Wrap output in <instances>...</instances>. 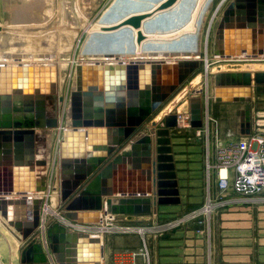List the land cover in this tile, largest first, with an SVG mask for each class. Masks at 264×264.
Returning <instances> with one entry per match:
<instances>
[{
    "label": "water",
    "instance_id": "95a60500",
    "mask_svg": "<svg viewBox=\"0 0 264 264\" xmlns=\"http://www.w3.org/2000/svg\"><path fill=\"white\" fill-rule=\"evenodd\" d=\"M211 51L213 57L264 55V0H232L218 21ZM202 63L76 65L71 127L60 139V202L66 220L92 225L103 222V211L150 215L156 205L181 203L171 139L180 116L172 113L157 126L155 140L148 133L137 135ZM213 78L215 101L242 103L236 112L240 134H250L252 94L264 93V71H220ZM61 101L54 64H0V215L6 223L0 222L24 245L20 264H103V240L90 232L70 230L62 220L50 223L49 255L36 235L46 202L32 194L49 190V148L43 134L61 128ZM207 104V97L205 102L190 98V127L204 126ZM137 174L140 188L132 183ZM127 177L130 185L125 186Z\"/></svg>",
    "mask_w": 264,
    "mask_h": 264
},
{
    "label": "rangeland",
    "instance_id": "374dc122",
    "mask_svg": "<svg viewBox=\"0 0 264 264\" xmlns=\"http://www.w3.org/2000/svg\"><path fill=\"white\" fill-rule=\"evenodd\" d=\"M114 1L57 0L55 5L57 6V8L55 7L57 9V58L55 60L60 70L58 93L61 91L59 86L60 82L62 83L61 80H65L61 105L62 118L60 117L62 128L67 125L65 105L68 103L70 107L72 85L76 77V65L85 63L88 60L87 55L93 54L95 32L103 30L105 11L111 8ZM231 1H190L189 13L186 15L190 18V27L185 30L186 33L181 32L178 37L188 35L189 32L192 34L197 30L194 27L195 10L200 11L197 17H201L203 11L207 10L202 20H200L199 41L202 53L200 60L203 63L178 87L161 109L185 88H190L191 82L199 74H205L207 64L211 66L219 64L214 61L215 57L212 56V39L223 11ZM58 4L63 8V13L59 10ZM135 4L136 9L139 8L140 10L138 11L141 13L140 15L148 14L147 9L150 7V2L140 1L139 3L135 2ZM138 17L139 15H136V23H140ZM147 41L146 47L143 46L146 49L160 47V41L156 44L154 42L150 44L149 40ZM88 42L92 45L90 49L85 46ZM135 42H137V49H144L137 40ZM89 44L88 46H90ZM83 45L86 48L82 47ZM168 45L170 46L171 43ZM83 49L85 52L82 51ZM86 49L89 51H86ZM206 52H208L207 63L205 61ZM179 59L178 56L168 55L164 56L163 60L179 61ZM219 62H223V64L247 63L245 59H223ZM208 78L207 81L203 78L199 82L202 88L201 93L193 94L189 90L185 96L188 101L187 111L178 113L174 109L172 112L181 116L179 120L185 119L190 114V98L198 95L205 102L206 91L209 92L207 122L203 132L199 134L194 128L181 124V122L171 129L181 203L169 206L156 205L150 215H116L114 218L103 220V222L95 225L77 227L75 223L68 220L71 224L76 225V227H72V225L66 223L68 228L73 231L89 232L105 227L103 232L100 230L105 249L103 264H264V203L220 207L210 217L198 213V210L205 203L207 192L205 171L207 138L210 147L213 148L216 135L219 140L226 142L237 139L240 134V119L236 113V102L223 103L215 101L213 75L210 74ZM251 106L255 128L264 132V93H254ZM203 114L205 115L204 111ZM164 122L162 121L158 126L161 127ZM52 133L54 134V140L51 141L52 158L50 167L52 169L48 171L51 184L54 181L56 171L53 167L58 163V154L60 162L61 138L60 130L54 129ZM50 193V191H47L44 194L45 202L48 205L51 203ZM56 201V213L65 218L63 216L65 206L60 202V194L59 199ZM46 217L49 224L61 220L60 217L55 215H47ZM36 235L39 237L40 232L37 231ZM23 246V243L15 240L0 222V260L2 264H20V252Z\"/></svg>",
    "mask_w": 264,
    "mask_h": 264
},
{
    "label": "bare ground",
    "instance_id": "6f19581e",
    "mask_svg": "<svg viewBox=\"0 0 264 264\" xmlns=\"http://www.w3.org/2000/svg\"><path fill=\"white\" fill-rule=\"evenodd\" d=\"M140 1H147L151 3L149 9H147L148 14L140 15L141 13L138 12L140 11L139 8L136 9L137 6L135 2L139 3ZM190 1L191 0H115L111 8L105 11L103 30L99 32H95L93 54L91 53L87 55L88 60H86L85 63L88 64V63L103 62V63L115 64L121 62L127 63L129 61H138V62L162 61L164 59V56H168V55L178 56L180 57L179 60H188V59L200 60L202 55L200 50V41H199L200 20H202L207 10L203 11L201 17L199 16L197 17L200 11L195 10L194 27L197 28V30L194 31L192 34L189 32L188 35H185L181 38L178 37V35H180L181 32L186 33L187 31L185 30L186 29L188 30V28L190 27V23H189L190 18L186 16L189 13L188 7L190 5ZM56 4H57V0H2V1L0 0V25L2 27V30L0 31V64L14 66V65H22V64L46 65L48 63H52L56 66L57 69V76H58L57 88H58V80H59L58 78H59L60 70L55 60L57 58V54H56L57 6H55ZM58 8L62 13L64 12L61 5L58 4ZM151 13L153 14L151 15ZM136 15H139L138 17V20H140L139 26H134L133 24L136 23ZM71 23L73 24L74 22ZM98 26L100 28L101 23ZM141 35L143 36V39H140ZM135 40H137L139 45H141L142 47L144 45L146 47V44L148 43L147 40H149L150 44L152 42L156 44L158 41H160V47L153 49L151 48L146 49L145 47H143L144 49H137L136 47L137 42H135ZM169 43H171L170 46L168 45ZM88 44L87 45L85 44V46L87 48L89 47L90 49L92 45L89 44L90 46H88ZM82 47H84V45ZM87 50L88 49H86V51ZM82 51H84V49ZM207 54L208 52H206V56ZM223 59H230V60L245 59L247 63H243V64H223V62L220 63L219 61ZM214 61L219 64L214 66L207 64L205 69V74L203 75L199 74L191 82L190 88H185L183 91L177 94L171 101H169L162 109L160 108L161 109L160 112L156 116H154L155 115L154 114L151 117V119L147 122L150 123L149 129H147V131H144L143 133L144 130L143 128L142 131L137 135V137L148 133L153 137V140H155L156 127L160 125L162 121L168 120V118L172 115L174 109H176L178 113H183L187 111L188 101L185 98V96L187 95L189 90H191L193 94L201 93L202 88L200 87L199 82L203 78L207 81V78L210 74L214 75L215 73L220 71H249L251 73H255L257 71H264V55H259V56L236 55L231 57L218 56L215 57ZM61 81L62 83L60 82L59 85L61 90V91L59 90L60 93H58L59 97L64 96L63 88H64L65 80L63 79ZM72 86L73 89L76 88V77L73 81ZM215 90L216 87L214 88V93H213L214 96H215ZM206 95L209 103V92L206 91ZM181 101L182 103H180ZM62 102L63 101L59 103L60 115H61ZM65 112L67 113V125L66 127L63 128L61 125V128L58 129L60 130V135L62 134V131L65 128L71 127L70 107L68 103L65 105ZM180 122L181 124L184 125L188 124V122L184 118L178 121V123ZM53 130L54 129H49L45 134H43L44 138L47 140L48 148H49L48 171L52 169V167H50L51 166L50 164L52 158L51 141L54 140L53 139L54 134L52 133ZM53 169L56 171L54 176V181L52 180L53 186H51L52 184L50 180L48 182L49 183L48 192L49 191L51 192L50 193L51 203L50 205L47 204L46 207L44 208V216L46 217L47 215H53V216L55 215L60 217V219L64 223H69L70 225H72V227H76V225L77 227H82V225L71 224L70 223L71 221L69 222L68 220H65V218H63L61 215L56 213V209H55V206L57 205L56 200L59 199V194H60L59 154H58V163L56 164V166L53 167ZM44 194L45 193L41 192V193H33L32 195L44 197ZM7 197H18V195L10 194ZM101 216H102V220L114 218V215L107 214L104 211L101 212ZM1 219L3 223H6V221L0 215V220ZM5 229L8 233H10V231L7 230V228ZM9 229L11 228L9 227ZM104 229L105 227H100V230L102 232L104 231ZM11 230L15 231L13 228ZM100 230L97 231L90 230L91 231L90 233L92 235L99 236L102 238V233ZM11 236H13V234H11ZM13 237L15 238V240H17L15 236ZM0 264H2L1 260H0Z\"/></svg>",
    "mask_w": 264,
    "mask_h": 264
},
{
    "label": "built area",
    "instance_id": "2783aa9c",
    "mask_svg": "<svg viewBox=\"0 0 264 264\" xmlns=\"http://www.w3.org/2000/svg\"><path fill=\"white\" fill-rule=\"evenodd\" d=\"M208 104L204 107V126L207 122ZM185 119L188 122L186 126H190V114ZM204 126L195 129L197 133L203 132ZM213 145L211 148L207 138V192L205 203L198 213L210 217L220 207L264 203V132L256 129L252 123L250 134H239L237 139L226 142L219 140L216 135ZM46 205L47 203L44 208ZM46 220L43 210L38 232L39 240L48 253L46 229L49 223Z\"/></svg>",
    "mask_w": 264,
    "mask_h": 264
},
{
    "label": "crops",
    "instance_id": "0c3cea01",
    "mask_svg": "<svg viewBox=\"0 0 264 264\" xmlns=\"http://www.w3.org/2000/svg\"><path fill=\"white\" fill-rule=\"evenodd\" d=\"M56 43H57V41H56ZM56 50H57V44H56ZM225 103H230V102H225ZM235 104H237L236 111L243 107L242 103H235ZM149 125H150V123H146V126L144 127L143 133H144V131H147V129H149ZM132 183L134 184L133 186L136 187V188L142 187V184H143V182L141 181V178L139 177L138 174L136 175L135 179H133ZM115 184H116V182H115ZM123 184H125V186L130 185V180H129L128 177H127V179L125 181H123ZM118 196H119L118 194H115V197H118ZM89 232H91V231H89Z\"/></svg>",
    "mask_w": 264,
    "mask_h": 264
}]
</instances>
